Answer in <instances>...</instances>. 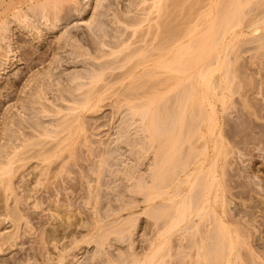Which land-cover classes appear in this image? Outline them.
I'll use <instances>...</instances> for the list:
<instances>
[{
    "label": "bare ground",
    "instance_id": "1",
    "mask_svg": "<svg viewBox=\"0 0 264 264\" xmlns=\"http://www.w3.org/2000/svg\"><path fill=\"white\" fill-rule=\"evenodd\" d=\"M186 1L129 0L127 10L123 8L125 10L117 11L114 13V23L112 24V20L110 21L113 26L116 23L122 24L123 30L122 27H118L120 25H116L114 28L107 27L108 29L104 27V30L102 25L106 26L107 24L103 23L104 19L101 17L105 12L102 11V13L104 12L102 14L97 11L98 13L87 30L80 34L79 32L72 34V29H70L72 33L70 30H65L61 36L59 34L52 39L53 32L58 28L63 26L67 28L71 19L74 18L73 12L74 14L76 12L77 16L84 14L85 8L82 5V0H0V83L3 81L5 70L11 69L17 63L24 65L22 70L14 73L9 83L7 81V87L3 85L4 92H2L0 84V202L2 204L0 205V215L13 225L11 233L0 237V252H3V247L6 245L7 247L17 246V242L22 237L20 223L28 220L24 219V207L22 210L20 205L23 198H19L17 192L13 197V206L8 205L9 195H13V191L16 189L13 186L31 184L20 185L18 180L21 177L18 174L33 161H39L40 164L47 163V166L44 164L33 168L35 171L37 169L35 184L43 185L53 170L48 166V162L65 150L68 157L72 158L76 141L86 135L88 131H95L97 134L90 132V136L98 137V140L95 139L96 141L93 139L88 141L90 146H87L88 154L92 158L90 159L92 162L95 160V163L90 162L91 168L88 171L92 176L89 173L90 176L87 178L89 184L94 183V186H100V174L102 175L104 172L115 176L122 173L131 180H137L138 176L136 175V177L135 173L140 170L138 166L141 167L142 163L139 161L137 165L138 160H135V156L132 157L133 159H125L127 156H124L127 150L133 156V147L136 144V140L133 138L135 132L132 128L135 124V121L132 120L134 117H138L141 122L140 126L137 124L134 126L141 127L139 130L146 134L142 139L143 142L140 141L143 145L139 153L142 152L143 162L153 148L155 151H160L154 167L147 159L149 164L147 163L148 166L145 165V167L147 166L148 173L150 172L148 176L150 181L144 180L146 182H142L141 185L129 187L123 191L125 195L126 193L130 195L131 201L127 205L120 209L109 208L108 214L105 213L103 216L99 212L100 216L95 214L97 217L94 224L90 225L88 229L92 233L80 236L78 242L71 241V246L65 245L57 255L55 264H71L72 262L74 264L73 259L77 255L70 251L77 248L81 251L84 249L82 246L84 244L94 243V245H109L114 248L113 241L122 246L125 245L129 249V256L121 262L118 257L113 255L114 253L110 254L111 252L107 251L106 253L110 257H105V252H99L98 256L90 260L91 264H101L100 262L104 264H235L237 262L236 264H238V261L234 262L238 259L234 257L235 260L230 259L238 251V249L236 251L237 245H240L238 248L243 249L242 245L251 250L250 240L244 239L245 235L244 237L242 235L243 240H241L237 229L232 232V226L236 223L241 229L243 228L241 227V218L237 217V213L230 209L229 216L225 217L227 216L224 215L227 214L226 210L216 212L214 209V205L219 204L215 201L219 197L220 204L223 205L222 208L225 206V200L223 201V197L226 196L223 194L225 188H223V183L221 186L222 180L220 179L224 168H220L219 171V167L216 168L213 165L209 156L210 149L207 146L209 143L196 147L195 142L198 143L200 140L208 142L217 139L222 145L226 143L225 135L219 127L218 111L215 107L219 103L222 109L226 110V104L234 94L231 84L235 76L230 71V66L233 63L232 58L229 57L233 48V39L257 30L255 29V25H257L255 20L245 27L246 32L235 29L241 24L238 18L239 14L252 0H229L226 2L223 10L226 15L219 19L222 29L217 32L219 30L217 28V33H212L214 37H211V40L208 37L209 42H205L206 46L202 43L195 49L193 48V54L197 53L200 60L204 59L206 54L215 52L212 60L205 63L203 71H199V82L184 87L166 100L165 96L172 89L169 90L168 72L177 74L185 72L181 58L184 48H187L185 39L188 36V30L184 31L180 25L187 24V29H191L190 32L195 30L202 22L201 15H205V12L207 16L210 15V11L205 10L213 2V0L201 1V7L196 11V14H193V17L188 16L189 19L183 17L175 22L177 18H180L181 10L188 8L190 11L191 4H186L189 6L186 7L184 4ZM259 4L264 5V0ZM98 5L102 6V3ZM140 5H143L142 11H140L142 16H131L132 7L136 8ZM223 11L219 12H222L223 15ZM258 15L263 16L258 19L263 24L264 9ZM106 16L105 13L104 17ZM151 22L154 23L151 24ZM171 22H175L177 25L168 28V24ZM123 35L124 37H122ZM136 35L137 37H135ZM24 38H27L29 42H26ZM255 42H257L255 48H258V45L263 48L264 35ZM33 44H37L40 49L32 47L34 53H30L31 57L27 56L28 59H26L23 57V53L27 46H33ZM172 62H176V65L172 66ZM190 62L192 63V61ZM38 66H42L41 72L34 71ZM86 66H90L89 72L85 68ZM71 67H73L72 69L79 67L83 70L77 69L78 71L69 72L68 69ZM217 70L222 73L213 80L212 73ZM155 77L157 82L149 84ZM199 84L200 88L197 87ZM53 93H57L53 96L56 100L53 98L54 102L49 103V100V104L46 103L47 96ZM118 93H122L120 97L123 95V98L113 100L112 96H116ZM58 100L67 105L58 104ZM108 100L111 102L106 105L111 106L112 110L116 109V112L122 108L126 110H124L126 115L124 114L120 126L116 127L113 122L110 123L108 116L107 121L100 122L103 115L91 118L88 116L100 113L104 103ZM56 101L57 104H55ZM160 101L162 102L160 103ZM50 104L54 107L57 106L51 108ZM14 107L16 110H13ZM127 111H129L128 114ZM262 111L264 112V110ZM38 112L42 115L53 114L51 116L55 119H50L51 121H48V125H46L44 124L46 121L41 122L36 117ZM117 113L121 114L120 111ZM115 114V112L111 113V118L115 119ZM258 114H256L257 118L259 116L264 120V115ZM90 119L94 121L90 122ZM202 123L206 128L204 131L202 129L200 131L199 128ZM245 125L250 127L252 125L255 130L260 128L254 123ZM254 129L251 132H255ZM247 132L250 133V131ZM259 132L256 133L259 134ZM195 136L197 139L192 142L191 138ZM260 136L256 135L254 138L259 141L262 139V134ZM185 143L189 145L185 147ZM154 144L157 145L156 148ZM183 146L185 148L182 149ZM151 147L153 148L151 149ZM219 147L222 148L220 145ZM136 152L138 151L136 150ZM121 159L129 160L130 165L125 166L128 167L126 170L119 168L120 163L123 162ZM52 163L55 162L52 161ZM65 164L60 166L59 173L61 171L71 173L72 167L67 165L69 168H66ZM94 176L95 178H93ZM31 182L33 183V181ZM213 186H217V189L221 188L220 194L212 195L214 201L208 199ZM141 193L144 194L141 202L145 204L141 213L153 220L151 225L154 226L155 233L152 231L154 233L152 237H146L136 242L134 232L137 228H142V221H138L131 209L138 206L139 200L136 199L135 194ZM95 197L93 198L96 199ZM157 199L164 203H153ZM69 207L72 208V206ZM122 211L128 212L127 217L120 216ZM118 214L119 217L116 218L115 216ZM54 232L56 233V231ZM108 232L109 235H107ZM225 233L229 234L226 236ZM110 234L115 237L114 240L109 239ZM41 241L43 242V240ZM55 248L57 247L55 246ZM238 254L240 253L238 252ZM45 261L49 262L51 258L48 257Z\"/></svg>",
    "mask_w": 264,
    "mask_h": 264
},
{
    "label": "rangeland",
    "instance_id": "2",
    "mask_svg": "<svg viewBox=\"0 0 264 264\" xmlns=\"http://www.w3.org/2000/svg\"><path fill=\"white\" fill-rule=\"evenodd\" d=\"M82 1H83L82 5L85 8V10H84L85 12L83 15L82 14L80 15L81 18H80V16H77L78 14H76V12H75L76 15L73 12L72 14H73L74 18L71 19V22L68 24L67 28H65L66 26L58 28V30L53 32L52 39L55 38L54 36H58L59 34L61 36L63 33H65V30L68 31L70 29H72V32H73L72 33L70 30V33L75 34V32H77V33L79 32V34H80L84 30H87L89 24H91L93 19L95 18L96 13H98V12L102 13V11H104L107 15L106 17H104L105 13L103 12L104 14L102 13L103 16L101 17L104 19L103 23L107 24L106 26L102 25L104 30H105V28L108 29L107 27H111V28L113 27L114 28L116 25L117 26L120 25L118 27L119 28L122 27L121 28L122 30L124 29L123 28L124 26L122 24H119V23L118 24L116 23L113 26L112 25L114 23L113 18H114V13H117V11L120 12V10L123 8H126V10H127V7H129V2H128L129 0H109V1L107 0L109 3L106 0H103V1H101V0H82ZM201 1L203 2V1H207V0H187L184 4L186 7L188 6L186 4H188V3L191 4L190 5V8H191L190 11L188 8H186V10L184 9L185 11L181 10V12H182L181 16H180V18H177L175 20V22H177V20H180L183 17H184V19H186V18L189 19L190 16L193 17V14H196V11L201 7V4H202ZM228 1L229 0H213V2L210 4V6H208L205 10V11L209 10L210 15L208 14L209 16H207L206 12H205V15L204 14H202L203 16L201 15V17H202L201 21L202 22L200 21L201 23H199L200 26H198L196 28L197 30L195 29V30L190 32L191 29L190 30L187 29V24L186 25L185 24L180 25L182 27L181 29H183L184 31L188 30V36L185 39V43H186L187 48H184L183 57L181 58V62L183 63L182 65H183L185 72L182 74H179V73L177 74L175 72L170 73L167 71L168 72V78H169L168 85H170L169 90L171 88L172 89L170 91L168 90L169 92L165 96L166 100L168 98L174 96L178 91L180 92L184 87L193 85L197 81L199 82V80H200L199 75H198L199 71L200 72L203 71V69H204L203 67L206 65L205 63L208 60H212V58L214 57L213 54L215 52L212 51L209 54H206L205 58L204 59L202 58L200 60L199 55H197V53L193 54L194 49L196 46H198L202 43H204L203 45L206 46L207 43L205 44V42H209V40H211V37L212 38L214 37L213 34L217 33L218 31H220L222 29V24L219 23V19L223 18V16L226 15L225 11H223V10H224V5H226L227 4L226 2H228ZM192 2H193V4H192ZM224 2H225V4H223ZM256 2H257V0H252L251 3H249L248 6L245 8V10H243V12H241L239 14L238 18H239V21H241V24L239 27L235 28L237 31L246 32L245 27H248L249 24L251 22H253L252 20H255L257 22V25H255V29H257L256 31L249 33L247 35L238 37L236 39H233V41H232V46L234 49L232 48V51H231V54L229 57L232 58V63H233L230 66V71L233 72L234 76H235L233 79V82L231 84V88H232V91L234 94H233L232 98L228 101V103L226 104V107H227L226 110L222 109V107L219 103H217V106L215 107L218 111L217 118H218V122H219V127L222 129V133L225 135L226 143H225V145L224 144L222 145L217 139L216 140L215 139L210 140L208 142H206V140H203V141L200 140L199 142L197 141L198 143L195 142L196 147L201 146L204 143L205 144L209 143L208 145L207 144L206 145L210 149L209 150L210 151L209 156L212 160V163H214L213 165L216 168L219 167L218 168L219 171H220V168H224L223 172H221L223 174H222V176H220V179L222 180V182H221V180H220V182H221V186H222V183L224 184L223 188H225V190L228 189L227 192H225V190L224 191L222 190L224 196L226 195L225 198L223 197V201L225 200V202H224L225 208L224 207L222 208L223 205L220 204L221 199L219 200V198H220L219 197L216 200L214 199L216 202L219 203V204L216 203L214 205V209L216 210V212H219L220 210H223V211L226 210L227 212L225 211V213H227V214H224V215H227V216H225V217H228L230 214V212H229L230 209H233L235 211V213H237V217L241 218V220H240L242 223L241 227H243V228L241 229L239 227V225L236 223V224H234L235 227H234V225L232 226V232L234 231V229H237L240 233L241 240H243L244 235H245L244 239L250 240V241L249 240L248 241L251 244V248H250L251 250H249L247 247H244L242 245H241V247H243V249H241L240 247L238 248V246H240V245H237L236 251H237V249H238V251L235 252L237 254L235 255V253H234L232 255V257L230 258V259H234V258L238 259V260L234 259L235 261L233 260L234 262L238 261V264H264V146H263L264 145V139H263V137H264V129H263L264 128V120L261 119L262 117H259V116L257 118V115H256L258 113L262 114V115L260 114V116L264 115V112L262 111V110H264V99H263V97H264V47L262 48V47H259L260 45H258L259 49L257 47L255 48V46H257V42H255V40L260 38V36L264 35V23L262 24L261 21L258 20L259 18H261L262 15L257 16V14H259V12L262 11V9H264V5L259 4L260 2L262 3V0L261 1L258 0L257 5L255 4ZM101 3H102V6L101 5L99 6L98 4H101ZM96 4L98 5V8L96 7L97 6ZM103 6H104V8H103ZM134 8L135 7H132L133 11H131L132 13L130 15L131 16H142V12H140V11H142L143 5H140V7L136 6L135 9ZM195 8H196V10H195ZM115 9H116V11H115ZM123 10H125V9H123ZM258 10H260V11H258ZM219 11H223V15H222V12L220 13ZM257 11H258V13H257ZM251 13H253V14H251ZM108 20H109V22L112 20V24H111V22L109 23ZM190 21H191V19H190ZM215 21L218 23H216ZM175 22H171V24L169 23L168 28L176 26L177 23H175ZM246 22H247V24H246ZM153 23L154 22H151V24H153ZM144 27H142V28L144 29ZM217 28L219 30H217V32H216ZM61 29H62V31L60 32ZM73 29H74V31H73ZM58 31H59V33H58ZM213 31H215V32H213ZM207 35H209V36H207ZM122 37H124V35ZM122 37H120V38H122ZM135 37H137V35ZM208 37H209V40H208ZM206 38H207V40H206ZM105 39L107 40V38H105ZM202 39H204L205 41L204 40L202 41ZM24 40L26 42H29L27 38H24ZM192 42H193V44L194 43L195 44L194 45L190 44ZM30 46L29 47L27 46L26 51H24V53H23V55H24L23 57H25L26 59H28L27 56L30 58L31 55L34 53L33 48L40 49V47H38L37 44H33V46H31V47ZM85 47L88 48L87 46H85ZM30 53H32V54H30ZM195 56H196V58H195ZM210 57H211V59H210ZM183 59L185 60V62ZM190 61H192V63ZM171 64H172V66L176 65V62H174V63L172 62ZM195 64H197V65H195ZM23 67H24V65L17 63L11 69L4 71L3 81L0 83L2 85V88H1L2 92L5 91L3 89L4 88L3 85L7 87V81L9 83L10 82L9 80H11L14 73H17L19 70H22ZM72 68L73 67L69 68L68 71L73 72L75 70L76 71L83 70L82 68H79V67H77L75 69H72ZM85 68L88 69V72H89L90 66H86ZM41 69H42V66H38L35 68L34 71L41 72ZM220 73H222V72L218 71V70H217V72L214 71L212 73L213 80H215V78H217ZM1 74H2V72H1ZM179 78H181V79H179ZM155 82H157L156 77L152 78L149 84H152V83L154 84ZM197 87L200 88L201 87L200 84ZM54 94H57V93H53L51 95H48L49 97L47 96L48 100L46 99L47 100L46 103H48L49 100H50L49 103H51L52 101L54 102V100H56L55 97H53ZM121 94L122 93H118V94H116V96L114 95L115 97L112 96V99L113 98H114L113 100H116V99L118 100V98H119V100L122 99L123 95H122V97H120ZM53 98H54V100H53ZM162 101H160V103ZM58 102L56 101L55 104H57V103L58 104H64L63 102H61L59 100H58ZM110 102L111 101H109V100L106 101L104 103V106L100 110V113H97V115L96 114H91V115L87 114V115L90 116L89 118L101 117L103 115L101 117V119L99 120V122L100 121H107V116H108L110 123L113 122L116 127L120 126L121 122H123L122 120L124 119L123 116L126 115V112H125L126 110L124 108H122V110L123 111L125 110V111L123 112L120 109L119 111L121 114H118L117 112H119V111L116 112L115 111L116 109L112 110L111 106L106 105V104H109ZM7 105H9V104H7ZM10 105H12V104H10ZM64 105L66 106L67 104L65 103ZM50 106H51V108L54 107V106H52V104H50ZM56 106L57 105H55L54 108H56ZM14 108H13V110H16V107H14ZM114 112L117 114V115L115 114V116H116V117H114L115 119L111 118V116H112L111 113L113 114ZM128 113H129V111H127V114ZM51 115H53V114H51ZM51 115L50 114H43L42 115V113L38 112L36 114V117L41 122L46 121L44 124L48 125V123H47L48 121L55 119V117H52ZM44 116L47 118H45ZM134 118H132V120L135 121L134 125L137 124V126H140L141 122H140L139 118L138 117H134ZM166 118L168 119V117H166ZM110 120H114V121H110ZM89 121L92 122L94 120L90 119ZM252 123H254L257 126L259 125V127H260L259 129H262V130L256 129L257 130L256 131L252 125H251V127L248 125H245V124H252ZM134 125L132 126V128L134 129L133 132H135V134H134L135 136L133 135V138H134V140H136V144H134V147H133L134 148L133 149V156L131 155L130 152H128V150H127V152H125L124 156L125 157L127 156L125 159H127V158L133 159L132 157L135 156L134 157L135 160L136 159L138 160L136 162L137 165H138L139 161H140V163H142L141 167L138 166V168L140 170L138 169L139 171H136V173H135V176L136 175L138 176V178H137V180L139 179L138 181L134 180V179H132V180L129 179L126 176V174L122 175V173H118L115 176L113 174L104 172L105 174L104 173H102V175L100 174V177H101V185L100 186H94L95 185L94 183L89 184V181H88L89 179H87V178L90 175L92 176L90 171H88L91 168L90 162H92V160H91L92 158L88 154L87 146H90L88 141H92V139H93V141L95 139L98 140V137L90 136L91 133L97 134L95 131H93V132L88 131L86 133V135L78 138L79 140L76 141V143L73 147L72 158L68 157V154L65 153V151H66L65 150V151H62L63 153L60 152V154H58V157L54 156V158H52V160L50 162H48V166L50 168H53V170L50 173L48 180H45L43 185L42 184L41 185L35 184V180H36L35 175H36L37 169L35 171L33 168H35L37 165L42 166L45 164L44 166H47V163H41L40 164L39 161L38 162L35 161L36 163L33 161V163L28 164L24 169H22V171L18 174L19 177H21L18 180L20 182V185L24 184V183L26 185H27V183L28 184L31 183V184L28 186H13L16 189L14 188L15 190L13 191V195L12 194L9 195L8 205L13 206V201H14L13 197L18 193L19 198H21V197L23 198V199H21L20 205H21V209L24 207L23 208L25 211V212L23 211L24 212L23 214L25 216L24 219H28V220L20 223V226L22 225L21 226L22 237H21L20 241L17 242V246L7 247V245H6V247L5 246L3 247V252H0V264H55L56 263L55 259L57 258V255L62 251V248L65 245L71 246V244H70L71 241L74 240L75 242L76 241L78 242V240L81 237H83L84 235H86V234L90 235L92 233V232L90 233V231H88V229H89L90 225L94 224L95 218L97 217V215H95V214H98V216H100L99 213H101L103 216L105 213L108 214V211L111 208L120 209L124 205H127V203H129V201H131L130 195L127 193L125 195L123 193V191L127 190V188H129V187L139 186V185H141L142 182L143 183L146 181L149 182L150 179L148 176L150 175V172L148 173L149 170H148L147 166H148L149 162L147 161V159L150 161V164L152 165V167H154L155 164L157 163L158 155L160 154V151H158V150L155 151L153 148L154 146H153V147H151V149L153 148L151 152L154 154H152L149 151L150 155L147 156V159H145L143 162L142 152L141 153H139V152L141 151L140 149H141V146L143 145V144L141 145V142H143L142 139L144 138L145 133L143 134V132L139 130V129H141V127L138 128L136 126L137 127L136 128ZM204 126H205L204 123L200 124V127H199L200 131H201V129L203 131L206 129ZM249 127H250V130H249ZM244 128L245 129L248 128V129L245 130ZM252 128L254 129L255 132H251V130H253ZM136 130L140 131V132L137 133ZM242 130H244V131H242ZM258 130L261 132H259ZM25 131H27V130H25ZM247 131H250V133ZM245 132H247V133H245ZM256 132L257 133L259 132V134H257ZM260 134H262V139L257 141L254 137L256 135L260 136ZM196 139H197L196 136L191 138L192 142L196 141ZM260 141H263L262 142L263 144ZM144 142H145V139H144ZM154 145L156 148L157 145L156 144H154ZM188 145H189L188 143L184 144L185 147H187ZM219 145L222 148H220ZM138 146H140V147H138ZM184 146L182 147V149L185 148ZM92 147H95V146L92 145ZM221 149H223L225 151H223ZM136 150L138 152H136ZM239 153H241V154L238 155ZM140 154H141V156H140ZM59 155H60V157H59ZM121 160L123 162L120 163L119 168H120V170H122V169L126 170V168H128V167H125V166L130 165V163L128 162L129 160H125V161H124V159H121ZM52 161H54L55 163H52ZM64 163H66L65 166L68 165V166H70V168L72 167L70 170L71 173H66L63 171H61L59 173V171H60L59 168ZM136 163L133 162L135 167H137ZM131 165H132V163H131ZM145 165H147V166L145 167ZM220 165L223 167H221ZM68 166L66 168H69ZM81 167H83V168H81ZM107 168L109 169V167H107ZM26 169H27V171H26ZM21 173H23V174H21ZM24 173H25V175H24ZM89 173H90V175H89ZM123 173H125V172H123ZM22 176H24V177H22ZM136 177H135V179H136ZM49 178H50V180H49ZM93 178H95V176ZM144 180H146V181H144ZM31 181H33V183ZM218 181H219V178H218ZM89 185H91V186H89ZM144 186H146V185H144ZM121 193H123V194H121ZM215 193L220 194L221 188L219 187L217 189V186L216 187L213 186V189L211 190V194L208 196V199H212L213 198L212 195H214ZM143 195L144 194H142V193L141 194H135L136 199L139 200L138 206L133 207L131 209L132 212H134L133 215L138 218V221L139 222L142 221V223H141L142 228H137V230L134 232V240L136 242H138L142 239H145L146 237H152L153 234L155 233V228L153 225H151V224H153L152 223L153 220L148 218L145 214L141 213L145 208V204L141 202L143 200ZM90 196H92V197H90ZM93 197H95L96 199H94ZM89 198L90 199L92 198L91 201H89L90 200ZM0 199H1V197H0ZM108 200H109V202H108ZM68 202H69V205H68ZM90 203L92 204V207H91ZM153 203H164V202H162V200H160V199H157ZM225 203L226 204L228 203L227 204L228 206ZM22 204H23V206H22ZM0 205H2L1 202H0ZM69 206H72L73 209L70 208ZM215 206H216V208H215ZM26 208H27V210H25ZM65 209L67 212L65 211ZM56 213H58V214H56ZM62 213L65 216H63ZM80 213H81V215H80ZM231 213H233V212H231ZM210 214H211V212H210ZM127 215H128V212H126V211H122L120 213V216H122V217H127ZM209 216H212V215H209ZM115 217L118 218L119 214H118V216H115ZM4 219L5 218L2 215H0V220H1L0 221V237L3 235H6L7 233H11L13 231V225L8 220H4ZM86 222L89 225L88 227H87ZM243 222H244V224H243ZM25 223H27V224H25ZM147 223H148V225H146ZM85 227H87V228H85ZM109 230L112 231V229H110V228H109ZM54 231H56V233ZM152 231H154V233ZM52 233H54V234L52 235ZM228 234L229 233H227L226 236ZM107 235H109V232L107 233ZM242 235H243V237H242ZM75 236H76V238H75ZM229 237H230V235L228 236V238ZM48 238H50V239H48ZM111 238L114 240L115 237L112 234H110L109 239H111ZM40 239L43 240V242ZM51 240H53V241H51ZM113 244H114L113 245L114 248H112L111 246L109 247V245H106V246L102 245L101 246V245H97V244L94 245V243H91L88 245L84 244V245H82V246H84L83 250L79 251L78 250L79 248H77L73 251H70L71 253L77 255L75 257L76 259L75 258L73 259L74 264H79V263L80 264L81 263L91 264L92 261L90 262V260L92 258H95L96 256H98L99 252H101V253L105 252L104 256L110 257L106 253L107 251H109V253L111 252L110 254L114 253L113 255H115V257H118L121 262L124 261V259H126L129 256L128 254H130V252H128L129 249H127V247L125 245L122 246L119 243L117 244L114 241H113ZM115 245H116V247L120 246L121 248L120 247L116 248ZM55 246L57 248H55ZM73 246H74V244H73ZM78 246H80V244ZM139 252H140V249H139ZM238 252L240 254H238ZM48 257L51 258V261L46 262L45 260ZM100 263L104 264L103 262H100ZM96 264H99V263H96Z\"/></svg>",
    "mask_w": 264,
    "mask_h": 264
}]
</instances>
